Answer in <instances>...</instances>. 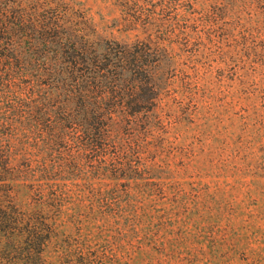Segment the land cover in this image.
Returning <instances> with one entry per match:
<instances>
[{
	"label": "trees",
	"instance_id": "trees-1",
	"mask_svg": "<svg viewBox=\"0 0 264 264\" xmlns=\"http://www.w3.org/2000/svg\"><path fill=\"white\" fill-rule=\"evenodd\" d=\"M229 1L231 42L216 52L257 54L264 24L241 17L257 0ZM125 3L134 11L126 24L107 26L78 0H0V264H102L117 242L163 215L142 202L171 186L155 156L165 142V94L181 79L172 54L187 49L198 21L229 9ZM137 21L164 34L127 41L106 32L136 31ZM72 227L75 235L66 233Z\"/></svg>",
	"mask_w": 264,
	"mask_h": 264
},
{
	"label": "rangeland",
	"instance_id": "rangeland-1",
	"mask_svg": "<svg viewBox=\"0 0 264 264\" xmlns=\"http://www.w3.org/2000/svg\"><path fill=\"white\" fill-rule=\"evenodd\" d=\"M78 1L107 26L134 12L125 0ZM245 1L235 5L244 8ZM202 2L206 8L213 4L229 10H216L208 23L198 21V35L189 30L186 36L187 49L172 54L181 79L172 78L165 94V142L155 156L163 181L171 186L164 197L142 202L163 215L117 242L111 259L102 264H264V38L257 39V54H218L215 45L227 49L231 42L225 29L234 10L229 0H199L196 8ZM249 15L264 24V0L241 17ZM145 24L137 21L136 31L121 32L123 25L109 26L106 32L127 41L135 34L140 39L164 34L162 27ZM203 26L210 30V41ZM177 88L183 93L173 99ZM19 197L26 199L23 192ZM71 258L76 262L75 255Z\"/></svg>",
	"mask_w": 264,
	"mask_h": 264
}]
</instances>
